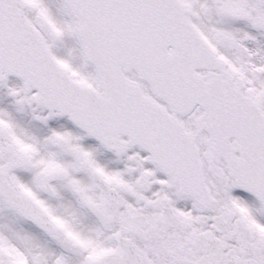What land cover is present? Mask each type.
<instances>
[{
	"label": "snow or ice",
	"instance_id": "6c2138e0",
	"mask_svg": "<svg viewBox=\"0 0 264 264\" xmlns=\"http://www.w3.org/2000/svg\"><path fill=\"white\" fill-rule=\"evenodd\" d=\"M0 264H264V0H0Z\"/></svg>",
	"mask_w": 264,
	"mask_h": 264
}]
</instances>
